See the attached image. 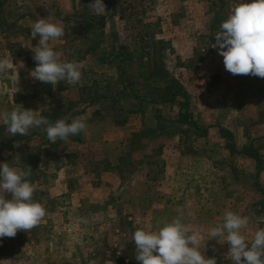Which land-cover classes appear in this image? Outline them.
Masks as SVG:
<instances>
[{"label": "rangeland", "instance_id": "1", "mask_svg": "<svg viewBox=\"0 0 264 264\" xmlns=\"http://www.w3.org/2000/svg\"><path fill=\"white\" fill-rule=\"evenodd\" d=\"M94 2L9 0L6 5L14 24L0 33V59L12 65L0 73V113L22 105L52 124L80 118L88 128L81 140L74 135L52 143L47 125L17 138L0 120V164L24 170L30 158L32 173L26 179L36 185L33 201L47 212L30 231L0 238V264H141L135 259L134 232L158 230L181 215L183 223L201 232L199 250L207 258L234 264L229 245L211 239L208 229L222 223L226 211L249 217L248 228L241 230L249 242L264 228V78L232 75L211 45L231 10L252 0H146L142 22L131 15L136 0H103L105 15L90 10ZM45 4L55 11L51 22L66 30L50 47L62 53V61L78 62L82 72L76 85L61 81L50 93L30 76L39 39L31 37V26L41 9L42 18L48 16ZM71 15L97 20L103 32L98 50L106 55L120 45L131 52L148 43L152 58L144 61L162 63L183 85L194 118L211 128L209 135L171 125L179 105L158 102L161 91L142 78L132 82L139 96L120 98L139 63L137 54L128 53L121 78L120 57L107 63L96 59L88 50L92 33L74 32L65 23ZM161 121L170 135H158ZM220 127L232 135L223 136ZM146 128L156 132L131 146L133 133ZM52 148L56 152L47 155ZM0 194L8 196L3 189Z\"/></svg>", "mask_w": 264, "mask_h": 264}, {"label": "clouds", "instance_id": "2", "mask_svg": "<svg viewBox=\"0 0 264 264\" xmlns=\"http://www.w3.org/2000/svg\"><path fill=\"white\" fill-rule=\"evenodd\" d=\"M44 7L48 16L31 26V37L39 39L38 45L32 48L36 66L30 76L53 88L61 81L76 85L82 78L81 65L76 61H62V53L50 47L49 42L64 36L65 32L62 26L51 22L56 15L53 8L47 4ZM89 8L97 15L106 14L103 0H95ZM220 29L211 47L218 49L223 57L225 70L232 75L264 78V0L238 3ZM11 65L8 58L0 59V73H5ZM0 120L11 136H26L30 129L47 125V138L52 143L57 139L67 141L88 128L80 118L71 123L58 119L52 124L46 117L37 116V111L24 109L22 105L11 112L0 113ZM31 173L30 166L22 170L9 163L0 164V189L10 194V198L0 194V238H13L18 231L28 232L47 215L45 206L33 201L36 185L26 179ZM183 219V215L178 216L158 230L137 229L132 237L135 259L141 264H217L215 257L207 258L199 250L203 239L201 232L183 223ZM248 225V216L226 211L223 222L208 229V234L218 243L229 245L228 254L234 264H264V228L256 230L249 242L241 231Z\"/></svg>", "mask_w": 264, "mask_h": 264}, {"label": "trees", "instance_id": "3", "mask_svg": "<svg viewBox=\"0 0 264 264\" xmlns=\"http://www.w3.org/2000/svg\"><path fill=\"white\" fill-rule=\"evenodd\" d=\"M9 0H0V33H3L4 31H6L7 29H10L13 27L14 21L11 22L8 17H10V13L11 10L10 8H7L6 5L8 3ZM137 3L135 5H131L133 8L131 11V15H136V20L137 22H142V16L146 15L148 12V7L147 6H143V4L146 2V0H136ZM152 3V2H151ZM144 7L143 9L141 8V10H138L139 7ZM67 19L65 20V23L67 25H69L70 27H72V29H74V32L77 31V29H82L83 32H91L92 33V39H91V43L89 46V53H94V55H98V57H96V59H98L99 61L103 62V63H107L110 62L112 59V56L114 57L115 55L118 57H120V63L122 65H120V77L123 78V75L125 73H127V56L128 53H135L137 54V60H138V65L136 67V70L134 72V74H130L128 75L129 77H127L126 79H128V81H126L123 86V88L121 89V91L119 92V97L123 98L126 96H139L138 95V90H136L133 86H132V82L135 78H142L146 81V86H149V84H154V89L155 91H161L160 94V98L157 99L158 102L160 103H172V104H177L180 107V112L178 114V117L174 120H172L170 123H172L171 125H177L180 126V128H186V127H190V128H194L196 131H199L198 134L200 135V137H205L208 135V129L209 126L207 125H201L199 124L196 119L194 118V113L192 110H190V98H189V94L186 91V89L183 87V85L174 77H172L168 71H166L164 69V66L162 63H158L157 61H153V63H149L144 61L145 57H151V49H150V45L148 43L144 44L143 46H139L138 48H136V50L131 51L129 50V47L124 46V45H120L118 48H113V50L111 52H109L108 55H106L105 49L103 51H99L98 49H101V43L99 40V37L101 36V34L103 33L101 30V27L99 26V23L97 22V20L94 18H90L86 15H83L82 17H78L76 16H68L66 17ZM79 26V27H78ZM64 32H66V30L64 29ZM145 41V38L142 37V39L140 40L141 42ZM102 54H101V53ZM111 58V59H110ZM150 58V59H151ZM151 78V79H150ZM124 79V80H126ZM128 82V83H127ZM45 89L48 91V93L51 92L53 86L51 84H45L44 85ZM46 91V92H47ZM47 94V93H46ZM104 96H107V94H105ZM52 112H48V111H44L45 115H51ZM54 115V114H53ZM56 117V116H54ZM67 123V121H66ZM185 126V127H183ZM160 133L159 134H168L170 135L169 129L168 127L164 126V122L161 121L160 122ZM3 127H0V129H2ZM188 130V129H187ZM201 131V133H200ZM220 131L223 134V136L227 135H232V132L226 128V127H220ZM154 132H156V128H146V129H142L139 131H136L135 133H133V137L131 138V146H133L135 143H137L139 141V139H143L145 137H149L150 135H152L151 133L154 134ZM77 139L81 140L83 133H79L77 134ZM17 138H20L21 136L18 134L16 136ZM16 138V139H17ZM55 145V144H54ZM247 150H249L248 147H244ZM56 152V150L54 148L50 149L49 153H47V155H52ZM245 152V151H244ZM246 153V152H245ZM251 157H253L256 161H258V163L261 162L260 156L257 155L256 152H250L248 153ZM129 156V153L127 154ZM125 156V155H124ZM122 156L119 159V165H117V168H120L122 161L125 159V157ZM30 158H28V160L26 159V166H24V170L27 169V167L29 166L30 162H29ZM32 167V166H31ZM121 171V170H120ZM262 190L264 191V188H262Z\"/></svg>", "mask_w": 264, "mask_h": 264}, {"label": "crops", "instance_id": "4", "mask_svg": "<svg viewBox=\"0 0 264 264\" xmlns=\"http://www.w3.org/2000/svg\"><path fill=\"white\" fill-rule=\"evenodd\" d=\"M42 10H43V9H41V10H40V13H38V14H40V15H39L40 18H42V16H41V15H42ZM209 129H211V128L209 127ZM208 135H209V130H208Z\"/></svg>", "mask_w": 264, "mask_h": 264}]
</instances>
